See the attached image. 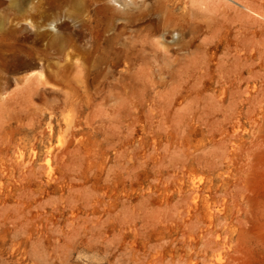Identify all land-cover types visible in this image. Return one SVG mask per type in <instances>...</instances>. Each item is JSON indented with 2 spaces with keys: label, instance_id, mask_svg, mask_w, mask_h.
I'll return each instance as SVG.
<instances>
[{
  "label": "rangeland",
  "instance_id": "rangeland-1",
  "mask_svg": "<svg viewBox=\"0 0 264 264\" xmlns=\"http://www.w3.org/2000/svg\"><path fill=\"white\" fill-rule=\"evenodd\" d=\"M10 2L0 264H264V0H83L48 78Z\"/></svg>",
  "mask_w": 264,
  "mask_h": 264
},
{
  "label": "bare ground",
  "instance_id": "bare-ground-1",
  "mask_svg": "<svg viewBox=\"0 0 264 264\" xmlns=\"http://www.w3.org/2000/svg\"><path fill=\"white\" fill-rule=\"evenodd\" d=\"M36 0H11L9 7L15 12L21 13L26 11L28 14V18L31 21V27L36 26V18L40 13V7ZM39 1V0H38ZM44 3L47 2H57L56 4H61L63 6L62 11L58 16L54 17L48 24V26L52 27L53 34L49 37H44L43 35H35L31 32V30L26 31V35L30 40V52L28 54V59L24 60L20 55H15L12 57V61L14 62V70L13 74H20L22 72H30V73H47L46 77H49V73L46 71L48 69V60L49 56L53 53V48L56 46L58 48L61 44L65 42L67 38H76L79 41L85 42V44H91L90 40L83 34L80 30V26L78 23L79 14L77 10L82 6L83 0H40ZM113 2H119L120 0H110ZM171 0H168L170 2ZM131 5L136 6L135 0H131ZM176 3V2H175ZM202 3V2H201ZM60 5H57V8ZM61 10V9H60ZM147 13H149L147 11ZM3 26H0V32H2ZM48 39V40H47ZM47 42L43 44V42ZM33 43H42L44 49H41L40 53L34 54L33 51ZM55 52V51H54ZM57 52V50H56ZM43 63V64H41Z\"/></svg>",
  "mask_w": 264,
  "mask_h": 264
}]
</instances>
